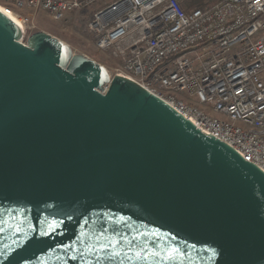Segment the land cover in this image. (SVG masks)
I'll return each instance as SVG.
<instances>
[{"label":"water","instance_id":"water-1","mask_svg":"<svg viewBox=\"0 0 264 264\" xmlns=\"http://www.w3.org/2000/svg\"><path fill=\"white\" fill-rule=\"evenodd\" d=\"M0 264H264V173L0 12Z\"/></svg>","mask_w":264,"mask_h":264},{"label":"built area","instance_id":"built-area-1","mask_svg":"<svg viewBox=\"0 0 264 264\" xmlns=\"http://www.w3.org/2000/svg\"><path fill=\"white\" fill-rule=\"evenodd\" d=\"M0 2L24 26L22 38L38 13L60 22L90 12L95 49L120 60L111 76L157 95L264 173V0H220L189 12L177 0Z\"/></svg>","mask_w":264,"mask_h":264},{"label":"rangeland","instance_id":"rangeland-1","mask_svg":"<svg viewBox=\"0 0 264 264\" xmlns=\"http://www.w3.org/2000/svg\"><path fill=\"white\" fill-rule=\"evenodd\" d=\"M180 6L185 8L189 0H177ZM218 1V0H215ZM213 0H191L190 9H204ZM2 6V3L0 2ZM92 11L94 10L91 9ZM90 10V11H91ZM90 12L68 13L63 21L57 22L48 18L44 13H38L33 23L32 30H25L23 42L26 43L28 37L36 32H45L60 41L68 44L75 54L84 55L95 62L104 66L110 74L119 66L120 60L114 58L112 52H99L95 49L92 38L87 30V24L90 20Z\"/></svg>","mask_w":264,"mask_h":264},{"label":"bare ground","instance_id":"bare-ground-1","mask_svg":"<svg viewBox=\"0 0 264 264\" xmlns=\"http://www.w3.org/2000/svg\"><path fill=\"white\" fill-rule=\"evenodd\" d=\"M0 12L3 13L5 16H7L12 22H14L19 28H21L24 31V26L14 14L8 12L6 8L2 7L1 5H0Z\"/></svg>","mask_w":264,"mask_h":264},{"label":"trees","instance_id":"trees-1","mask_svg":"<svg viewBox=\"0 0 264 264\" xmlns=\"http://www.w3.org/2000/svg\"><path fill=\"white\" fill-rule=\"evenodd\" d=\"M211 1H212V0H211ZM218 1H220V0H218ZM218 1L213 0V2L209 3V5L206 6V7H210V6L214 5L215 3H217ZM190 2H191V0H189V1L186 2V4L184 5L185 8H183V7L181 6V8H182V10H183L184 12H189V11L194 10V9H200V8H198V7H197V8H194V9H190V8L192 7V6L190 5Z\"/></svg>","mask_w":264,"mask_h":264},{"label":"snow or ice","instance_id":"snow-or-ice-1","mask_svg":"<svg viewBox=\"0 0 264 264\" xmlns=\"http://www.w3.org/2000/svg\"><path fill=\"white\" fill-rule=\"evenodd\" d=\"M173 251L176 252V251H178V250H177V249H173ZM154 255H155V253H154ZM166 258H167V259H173V256H172V255H168Z\"/></svg>","mask_w":264,"mask_h":264}]
</instances>
